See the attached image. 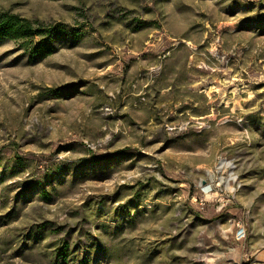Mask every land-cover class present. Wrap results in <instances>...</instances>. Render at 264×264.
<instances>
[{
    "label": "rangeland",
    "instance_id": "obj_1",
    "mask_svg": "<svg viewBox=\"0 0 264 264\" xmlns=\"http://www.w3.org/2000/svg\"><path fill=\"white\" fill-rule=\"evenodd\" d=\"M4 14L0 264H264V0Z\"/></svg>",
    "mask_w": 264,
    "mask_h": 264
},
{
    "label": "trees",
    "instance_id": "obj_2",
    "mask_svg": "<svg viewBox=\"0 0 264 264\" xmlns=\"http://www.w3.org/2000/svg\"><path fill=\"white\" fill-rule=\"evenodd\" d=\"M35 33H42L40 30H34L30 23L26 20H18L15 18V16H8L6 14L0 15V36L1 37H8L12 39L21 38L25 35H32ZM49 42L43 43V45H40L37 51H45L50 52ZM81 264H83V261H81Z\"/></svg>",
    "mask_w": 264,
    "mask_h": 264
}]
</instances>
